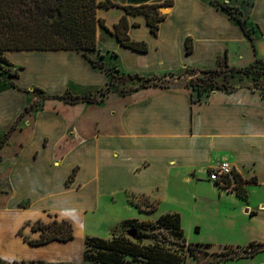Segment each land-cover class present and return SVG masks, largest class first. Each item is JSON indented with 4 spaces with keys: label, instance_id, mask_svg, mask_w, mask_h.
Segmentation results:
<instances>
[{
    "label": "crops",
    "instance_id": "obj_1",
    "mask_svg": "<svg viewBox=\"0 0 264 264\" xmlns=\"http://www.w3.org/2000/svg\"><path fill=\"white\" fill-rule=\"evenodd\" d=\"M113 1L120 6L97 9L108 29L98 26L97 49L89 52L90 57L104 62V68L94 67L76 50L4 52L16 75L5 74L9 83L0 80L3 137L28 106L19 112L12 110L15 98L25 96L18 88L92 96L110 87L112 68L126 75H148L216 64L220 57H227L229 65L235 67L264 61V0H217L245 21L251 37L229 10L211 0H171V5L159 7L165 19L157 33L146 14L127 13L123 6L165 0ZM123 15L129 21L128 34L146 41L148 51L134 50L118 40L114 30ZM50 51L56 54L44 58ZM39 59L47 67L40 65ZM23 116L20 128L1 148L17 141L9 155L13 167L3 175L0 258L10 263H80L87 236L110 238L113 229L126 219L152 221L145 217L152 211L132 198L148 197L158 203L156 209L163 208L174 194L182 195L184 202L185 183L209 189L196 191L192 197L199 208L220 215L214 222L218 242L230 246L264 242V97L260 92L217 91L201 101L193 100L185 90L168 87H143L125 94L112 88L95 102L50 99ZM1 150L0 163L5 159ZM223 161H229L245 181V197L234 186L221 187L204 179ZM118 198L123 199L125 215L122 210L112 217L96 214L100 200L107 208L120 209ZM24 201L28 202L26 207L21 206ZM230 211H236L242 222L224 217ZM39 219L43 223L70 221L75 237L82 232L81 257H72L75 237L30 244L25 237L37 239L42 234L32 227ZM30 221L33 224L25 227L24 235L19 234ZM91 221L96 224L94 230ZM262 253L242 258L257 260ZM262 260L264 257L258 264H264Z\"/></svg>",
    "mask_w": 264,
    "mask_h": 264
},
{
    "label": "trees",
    "instance_id": "obj_2",
    "mask_svg": "<svg viewBox=\"0 0 264 264\" xmlns=\"http://www.w3.org/2000/svg\"><path fill=\"white\" fill-rule=\"evenodd\" d=\"M211 1L219 7L229 10L232 16L238 20L245 33L251 37L245 21L238 14H235L229 5L217 0ZM171 4V0H165L162 3L140 6L126 5L123 7L127 13L146 14L148 24L157 33L160 22L165 19V16L160 13L159 7ZM112 6L120 5L113 0H0V68L2 69L4 64H11L4 55L6 50H76L81 52L94 67L104 68V62L90 57L89 52L97 49L98 26L101 25L108 29L106 20L98 16L97 9L98 7L110 8ZM129 27L128 18L123 15L114 30L118 40L134 50L148 51L149 45L146 41L131 38L128 34ZM187 47L189 52L192 51L193 46L190 37L187 39ZM223 60L224 66L230 68V70H242L241 67L230 66L227 57H223ZM259 61L262 60L258 59L249 66H254ZM112 69H110V72ZM192 69L195 70L196 67H192ZM204 71L212 74L218 73L219 70L215 68ZM9 73L11 76L16 75L13 71ZM111 84L112 79L110 87ZM12 86L17 87L14 83H12ZM161 87L167 86L161 85ZM18 89L23 90L22 88ZM52 97L68 103L97 101L91 95H76L70 92H65L62 95L54 94ZM34 106L35 104L26 107L24 112L31 111ZM14 130L15 124L5 133L0 143V150ZM236 181L235 188L238 194L245 197V181L237 173ZM148 207H146L148 211H153L156 209L157 203L152 202ZM127 224L131 226L128 230H136V239L125 237V235L112 238L87 236L84 258L89 262L93 263L94 261L100 264H183L182 254L169 246L161 244V239L156 232L148 231L150 228H158L161 231L162 226H167L185 244V230L182 227V215L179 212L163 213L155 221H139L138 219L122 221V225L126 226ZM36 225L37 222L32 226L34 230H36ZM38 225L42 226V228H38L42 229L40 238L27 239L25 237L32 245H41L53 240L68 241L75 237L74 227L68 220L54 219L50 223H38ZM152 237L156 241L152 245H141L134 241ZM246 247L242 254L230 253L231 250H234L233 248L230 250L224 249L223 252L218 254L219 256L214 263L254 256L256 253L264 251V242L253 240ZM189 252L191 255L196 256L194 248L189 247ZM34 262L10 263L0 258V264H31Z\"/></svg>",
    "mask_w": 264,
    "mask_h": 264
},
{
    "label": "rangeland",
    "instance_id": "obj_3",
    "mask_svg": "<svg viewBox=\"0 0 264 264\" xmlns=\"http://www.w3.org/2000/svg\"><path fill=\"white\" fill-rule=\"evenodd\" d=\"M157 2H162L161 0ZM56 54L53 51L46 52L44 55L46 57L50 56L53 57ZM43 58V59H44ZM37 62L40 65H44L47 67V65L44 63V60L39 59ZM196 69L193 70L192 67H180L177 69H169L164 72H153L148 75H139V74H122L119 71L112 69L111 75H112V84L110 89L115 88V90L119 94H125L128 92H132L135 89H141L143 87H154L159 88V86H167L169 89L174 90H185L187 91L191 98L193 100H201L206 101L212 98V95L217 91H223V92H233L238 89H251L253 91H258L260 94L264 97V61H259L254 66H244L241 67V71L237 70H230V68L224 66V60L223 57H220L216 64L213 62H207L206 64L202 63V65L195 66ZM248 67V68H246ZM218 69V73H206L204 70L207 69ZM10 71H13V68L10 64H4L3 68H0V80L5 83H9L8 80L4 77L6 73H9ZM204 71V72H203ZM14 72V71H13ZM200 79H202L200 81ZM80 90V89H79ZM233 90V91H232ZM20 92H24L25 96L20 98H15L14 102L12 103V110L13 111H20V109L23 106H30L35 104V107L40 106L41 104H44L47 100L53 99V100H61L59 98L52 97L54 94L62 95L63 92H57L50 94V92L34 88L32 90L24 89L20 90ZM107 93V88L103 90H98L97 92H94V95H92L93 98H95L97 101L101 98H104V96ZM34 100V101H33ZM33 101V102H32ZM27 106V107H28ZM24 114L25 112L22 111ZM25 115V114H24ZM24 116L20 115L18 117V120L15 122V130H18L20 126L22 125V122L24 121ZM0 143L3 139V133L2 127L0 126ZM11 146L6 145L5 148L1 150V154L4 155L5 159L4 162L0 163V201L4 202V199H1V189H5L4 186L6 185L5 178L3 175L6 174L12 167H13V161L9 157L10 152L12 149H14V144L17 143V141H11ZM8 154L7 156H5ZM63 168V167H62ZM62 168H57L58 171ZM61 172V171H60ZM60 172H58V176L60 175ZM62 174V172H61ZM205 175H207L204 179L214 182L210 179V171H208ZM197 182V181H196ZM215 183V182H214ZM207 191L209 190L207 187H197L196 183H185L183 184V194H186V197L184 198V202L181 201L182 195L174 194V197H169L170 199L166 201V205L163 208L156 209L148 214L145 215V217L149 220H156L160 215V213L163 211L169 212H182V227L185 230V244L183 243L182 239L178 238L177 235H175L172 232V229L167 226H162L160 228L161 231L158 230V228H150L148 231L156 232L159 235V238L161 239V244L171 247L173 250L178 251L180 254H182L184 262L183 264H226L230 263L228 261H223L219 263H214L219 256L220 252H223L224 249H231L234 250L230 253L232 254H242L247 248L245 246H230V245H223L226 244V242H222L217 240L215 236L214 231V222L215 218H220V215L216 214L211 209H201L199 206L196 205L195 200L193 199L192 195L196 191ZM4 195V194H3ZM5 196V195H4ZM134 201L138 200L141 205L143 206H150L152 202L157 203L153 201L152 199H149L148 197L143 196H135L132 198ZM28 202H22L21 206L26 207ZM120 204V205H119ZM158 204V203H157ZM118 205L119 208H116L115 210L111 208H107V206L104 204L103 200H100V212H97L96 214L98 216L106 215V217H112L117 216L118 212H122L125 215L124 207H123V199L118 198ZM123 208V209H122ZM150 208V207H148ZM169 211H166V210ZM241 209L242 208H238ZM245 209H248L245 207ZM165 210V211H164ZM240 210V211H241ZM162 212V214H163ZM236 212V211H235ZM235 212L230 211L224 215V217L229 218L230 220L234 222H242L241 219L238 217V215L235 214ZM223 213V212H221ZM128 214H132L130 211H128ZM127 215V214H126ZM223 217V215H222ZM20 218H24L23 215L20 216ZM154 218V219H153ZM37 222V231H42V229H38L39 227L42 228L41 225H38V223H43L40 219L35 221ZM91 229L96 228V224H94V221H91ZM33 222H27L22 229L19 230V234L24 235V230L26 226H31ZM122 225V223L112 231V237H119L122 235H125V237H129L126 234V231L131 228V226ZM80 231V230H79ZM78 231V232H79ZM104 234V233H103ZM82 232H79V235L75 237V240L72 245V257L74 258H80V252L82 248ZM107 235V234H104ZM29 237V236H28ZM110 237V238H112ZM86 240V239H85ZM135 242L140 243L141 245H152L156 241L152 238H143L141 241L134 240ZM222 243V245L220 244ZM189 247H192L196 250L195 254L196 256H193L189 252ZM227 247V248H226ZM85 245L84 250L82 253L81 261L78 262H71V264H100L98 262H89L84 258V252H85ZM255 248V247H254ZM80 256V257H79ZM262 257L257 258V260H253V258H241L238 260H234L231 262V264H258L260 260L264 257V253L261 255ZM253 260V261H252ZM264 260H262L263 262ZM136 264V263H132Z\"/></svg>",
    "mask_w": 264,
    "mask_h": 264
},
{
    "label": "built area",
    "instance_id": "obj_4",
    "mask_svg": "<svg viewBox=\"0 0 264 264\" xmlns=\"http://www.w3.org/2000/svg\"><path fill=\"white\" fill-rule=\"evenodd\" d=\"M210 179L221 187L236 186V172L229 161H223L210 169Z\"/></svg>",
    "mask_w": 264,
    "mask_h": 264
},
{
    "label": "water",
    "instance_id": "obj_5",
    "mask_svg": "<svg viewBox=\"0 0 264 264\" xmlns=\"http://www.w3.org/2000/svg\"><path fill=\"white\" fill-rule=\"evenodd\" d=\"M246 212H248V209H246ZM127 235L133 239H136V230H128Z\"/></svg>",
    "mask_w": 264,
    "mask_h": 264
}]
</instances>
